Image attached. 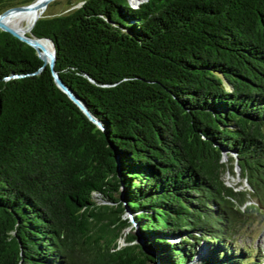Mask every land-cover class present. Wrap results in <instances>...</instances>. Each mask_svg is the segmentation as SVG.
Listing matches in <instances>:
<instances>
[{
    "label": "trees",
    "instance_id": "16d2710c",
    "mask_svg": "<svg viewBox=\"0 0 264 264\" xmlns=\"http://www.w3.org/2000/svg\"><path fill=\"white\" fill-rule=\"evenodd\" d=\"M78 3L26 36L100 127L0 30V264H263L264 0Z\"/></svg>",
    "mask_w": 264,
    "mask_h": 264
},
{
    "label": "rangeland",
    "instance_id": "374dc122",
    "mask_svg": "<svg viewBox=\"0 0 264 264\" xmlns=\"http://www.w3.org/2000/svg\"><path fill=\"white\" fill-rule=\"evenodd\" d=\"M78 2H80V0H72L71 1L72 4L68 6L67 0H56L54 2H51L46 7L43 14L50 15V16L65 14L71 11L73 8L79 6L80 4ZM143 2L144 0H138L137 5H135L134 3H131L132 5L131 4L130 5L133 7H136L142 4ZM47 51L49 52L50 49ZM225 161H226V158L224 159V162ZM225 182L229 186L241 185L240 188H243L246 186L245 182L241 180V172L238 169V167L234 169L232 176L230 175L225 176ZM128 232L130 234H133L135 231L129 229V230H126L125 233L127 234ZM119 244L123 245V241L122 240L119 241ZM238 245L239 246L246 245L250 250L254 252L255 256L264 257V215L254 216V218L251 220V222H249V224L245 228L243 234L241 235V238L238 240Z\"/></svg>",
    "mask_w": 264,
    "mask_h": 264
},
{
    "label": "water",
    "instance_id": "95a60500",
    "mask_svg": "<svg viewBox=\"0 0 264 264\" xmlns=\"http://www.w3.org/2000/svg\"><path fill=\"white\" fill-rule=\"evenodd\" d=\"M54 1H56V0H38L37 1L38 4L35 7H33V5H34V2H33V3L29 4V5L12 7V8H9V9L3 11L0 14V30L10 34L11 36L15 37L19 41H21V42L25 43L26 45L30 46L31 48H33L35 50L36 54H37V57L42 61V66L37 71V73L40 72L41 70H43L46 66H48L50 71H51V74H52V77H53V80H54L56 86L62 92H64L69 97V99H71L83 111V113L88 117L89 120H91L92 122L96 123L100 127V124L97 123L93 119V117L87 112V110L77 101V99L65 87V85L61 82L60 78L58 77V75L54 71L55 55H54V48H53V45L50 42V40H48V39H36V38H33V37H29V36L23 35V34H21V32L18 29L12 28V27L8 26L4 22L5 16L7 14L11 13V12H24V11H27V10H29L31 8L46 9V7L51 2H54ZM36 21H37V19L33 22L30 30L32 29V27H33V25L35 24ZM42 41H46V42L50 43V45L52 47V51L51 52H48L44 48V46L41 43Z\"/></svg>",
    "mask_w": 264,
    "mask_h": 264
},
{
    "label": "bare ground",
    "instance_id": "6f19581e",
    "mask_svg": "<svg viewBox=\"0 0 264 264\" xmlns=\"http://www.w3.org/2000/svg\"><path fill=\"white\" fill-rule=\"evenodd\" d=\"M37 1L34 2L33 7H35L38 4ZM44 10L45 9L31 8L24 12H11L5 16L4 22L8 26L18 29L21 32V34L26 35L27 33L30 32V28L33 22L43 15ZM41 43L45 47V49L47 50L50 49L49 52L52 51V47L49 42L42 41Z\"/></svg>",
    "mask_w": 264,
    "mask_h": 264
}]
</instances>
